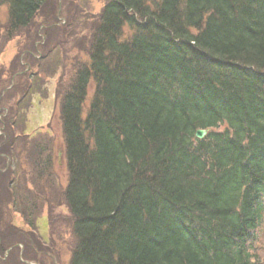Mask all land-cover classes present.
<instances>
[{"label":"trees","instance_id":"1","mask_svg":"<svg viewBox=\"0 0 264 264\" xmlns=\"http://www.w3.org/2000/svg\"><path fill=\"white\" fill-rule=\"evenodd\" d=\"M45 1L0 0L5 40ZM89 25L86 59L57 91L66 186L46 185L72 219L69 264H261L264 0H106ZM36 241L25 248L49 264Z\"/></svg>","mask_w":264,"mask_h":264},{"label":"rangeland","instance_id":"2","mask_svg":"<svg viewBox=\"0 0 264 264\" xmlns=\"http://www.w3.org/2000/svg\"><path fill=\"white\" fill-rule=\"evenodd\" d=\"M105 2L46 0L30 28L10 41L5 40L8 9L0 6V120L16 113L12 128L3 130L0 123V144L6 138L10 145L9 153H4L10 162L0 167L2 171L11 168L10 173L3 172V180L0 178L4 183L0 187V264H19V259L24 264H37L25 248L32 250L29 243L36 240L49 264L70 262L72 219L63 201L60 204L49 198L46 186L48 182L58 191L67 182L57 91L59 85L65 88L69 83L76 62L86 59L92 28L89 24L96 21ZM129 35L125 28L123 36ZM92 93L90 84L83 115ZM6 133L12 138L8 135L7 140ZM46 157L51 159L50 176L42 162ZM252 254L264 264V220Z\"/></svg>","mask_w":264,"mask_h":264},{"label":"water","instance_id":"3","mask_svg":"<svg viewBox=\"0 0 264 264\" xmlns=\"http://www.w3.org/2000/svg\"><path fill=\"white\" fill-rule=\"evenodd\" d=\"M208 131H209L208 129H206V130H197L195 132V135L194 136L197 139H202L207 134Z\"/></svg>","mask_w":264,"mask_h":264}]
</instances>
